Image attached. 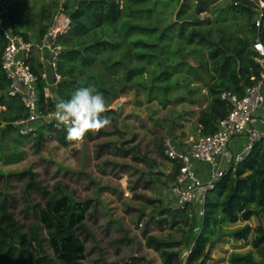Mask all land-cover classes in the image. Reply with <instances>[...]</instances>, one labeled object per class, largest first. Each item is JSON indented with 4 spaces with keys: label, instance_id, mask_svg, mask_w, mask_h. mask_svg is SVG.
I'll return each mask as SVG.
<instances>
[{
    "label": "trees",
    "instance_id": "1",
    "mask_svg": "<svg viewBox=\"0 0 264 264\" xmlns=\"http://www.w3.org/2000/svg\"><path fill=\"white\" fill-rule=\"evenodd\" d=\"M6 1L14 32L29 40L28 35L20 31L19 25L31 17L27 9L30 0ZM35 1L39 5L47 0ZM48 1L52 2L56 10L53 12L42 8L39 38L47 33L62 2ZM175 1L181 5L177 21L162 29L160 18L155 14L159 0H80L77 4L75 0H65L63 6L71 24L68 32L60 38L64 46L60 62L63 81L55 90L54 99L42 96L43 111H54V105L60 98L68 99L77 88L92 86L93 80L99 92H110L105 88L104 75H93L92 71L97 68L109 71V78L114 77L115 70L122 68L125 71L122 82L132 83L139 72L138 68L129 67L130 63H145L148 67H157L156 70H148V74L155 82L167 84L162 88L164 102L169 93L182 89L179 81L171 83L183 68L188 67L187 73L192 75L195 68L189 64V60L197 58L198 72L205 76L204 85L208 93V105L197 115V129L200 138L215 135L219 122L233 108L231 99H243L247 90L261 78L262 68L257 61L259 56L255 49L257 43L264 44V24L257 26L261 15L260 6L255 0ZM203 13H208L209 17L201 19L199 16ZM6 43V37L0 30V107L5 109L0 113V159L6 165H16L24 161L28 142L39 152L53 135L65 148L76 141H67L65 129L56 127V122L43 126L34 135H21L15 128L14 123L26 118L27 113L19 97L7 94L9 81L1 67ZM200 80L203 81V78ZM137 81L145 87L141 80ZM112 94L113 99H117L120 92L113 91ZM109 115H112V120L116 123V113L113 110L101 113V116ZM9 133L13 135L11 141L16 148L12 149L11 155H6L3 141L8 139ZM86 135L91 136V131ZM160 152L173 167L169 177L173 184L180 166L166 158L164 144L160 147ZM25 174L29 178L27 188H34L43 195H48L45 188L35 180L32 171L20 175ZM13 176L14 174H1L0 184ZM9 197L8 192L0 191V264H79L87 259L86 242L79 232L83 230L91 234L86 221L93 209L92 200L77 202V212L64 229L69 233L66 238L68 245L79 241L74 257L67 254L57 258L52 241L58 231L48 215L63 208L60 201H75L74 198L63 192L49 195L45 206L39 209V225H32L26 233L10 210ZM262 211L264 140L255 146L253 152L235 170H230L207 193L204 216H200L197 206L189 205L178 211L164 210L172 221L173 229L181 224L188 227V230L177 227V231L183 233L181 240L149 235L145 238L146 245L160 254L164 264H207L210 257L208 249L215 244L214 237L218 229L250 221ZM193 214L201 218L202 227L195 240L193 234L198 223ZM167 222V219L158 220L157 224ZM41 228L48 234L47 245L50 251L39 235ZM252 231L256 235L252 242L253 250L232 253L229 264H264L263 227L253 230L247 226L236 232L234 237L237 240H247ZM185 249L189 250V254L183 259Z\"/></svg>",
    "mask_w": 264,
    "mask_h": 264
},
{
    "label": "rangeland",
    "instance_id": "2",
    "mask_svg": "<svg viewBox=\"0 0 264 264\" xmlns=\"http://www.w3.org/2000/svg\"><path fill=\"white\" fill-rule=\"evenodd\" d=\"M79 1L75 0V4ZM36 2L29 1L27 9L31 17L19 25L20 31L27 34L32 42L38 41L40 36L42 8L56 10L51 1L39 5ZM180 9L181 5L175 0H159L155 14L160 18L162 29L177 21ZM199 17L206 19L209 14L203 13ZM189 64L196 71L192 70L190 75L187 73L189 68H183L171 83L179 81L182 89L169 93L164 102L162 88L167 84L155 82L148 74V70L157 69L156 66L130 63L129 67L138 68L139 75L129 84L122 82L125 74L122 68L115 70L111 78L108 77L110 72L104 68L93 70V75H104L105 88L110 92L101 93L106 101V110L116 113V123L109 115L110 124L91 131V136L86 135L66 148L56 141L54 135L39 152L28 142L24 161L16 165H6L0 159V175L14 174L9 180L1 182L0 191L10 194V210L24 232L28 233L32 225H39L38 212L45 206L49 195L63 192L75 201H60L63 208L48 215L58 231L52 241L57 258L67 254L74 257L79 241L68 245L66 238L69 233L64 229L77 212V202L92 200L93 209L86 221L91 234L83 230L79 232L86 242L87 259L79 264H164L160 254L147 247L145 238L154 235L181 240L183 233L177 231V227L186 230L188 227L181 224L173 229L172 221L164 212L176 209L167 193L172 185L169 177L173 167L161 156L160 147L169 137L183 147L192 142L191 137L193 141L200 139L197 115L208 105L205 76L198 72L197 58H191ZM137 80H141L145 87ZM92 87L96 89L94 80ZM113 91L120 92L117 99H113ZM3 111L5 109L0 107V113ZM12 136L9 133L8 139L3 141L6 155H11L12 149L16 148L11 141ZM27 171L35 174V180L48 195L27 188V174L20 175ZM192 216L198 223L193 234L195 240L202 228L201 218ZM164 219L168 222L157 224L158 220ZM247 226L253 230L264 228V211L250 221L218 229L214 237L216 242L208 249L210 257L207 264H229L232 253L253 250L252 242L256 236L253 231L247 240L234 237L236 232ZM39 235L49 249L45 229L41 228ZM188 254L189 250L185 249L183 259Z\"/></svg>",
    "mask_w": 264,
    "mask_h": 264
},
{
    "label": "built area",
    "instance_id": "3",
    "mask_svg": "<svg viewBox=\"0 0 264 264\" xmlns=\"http://www.w3.org/2000/svg\"><path fill=\"white\" fill-rule=\"evenodd\" d=\"M255 1L260 6L261 15L257 24L260 27L261 23L264 24V1ZM6 2L0 0V30L7 41L1 67L9 81L7 94L19 97L27 113V117L15 122L14 126L21 135H34L43 126L56 122L55 110L44 112L41 102L42 96L54 99L55 90L63 81L60 62L64 46L60 38L68 32L71 20L61 4L47 33L32 42L14 32ZM255 49L262 68L261 78L247 90L243 99H231L233 108L219 122L217 133L184 147L170 137L164 141L166 158L180 166L177 179L167 192L176 210H183L189 205L197 206L200 216H204L207 193L264 140V116L259 114L264 104V44L257 43ZM240 140L244 143L240 151H236ZM199 165L208 166L209 173L201 174Z\"/></svg>",
    "mask_w": 264,
    "mask_h": 264
},
{
    "label": "clouds",
    "instance_id": "4",
    "mask_svg": "<svg viewBox=\"0 0 264 264\" xmlns=\"http://www.w3.org/2000/svg\"><path fill=\"white\" fill-rule=\"evenodd\" d=\"M54 108L56 127L65 129L70 142L111 123L108 116H101L106 111L103 94L92 86L77 88L68 99L60 98Z\"/></svg>",
    "mask_w": 264,
    "mask_h": 264
},
{
    "label": "crops",
    "instance_id": "5",
    "mask_svg": "<svg viewBox=\"0 0 264 264\" xmlns=\"http://www.w3.org/2000/svg\"><path fill=\"white\" fill-rule=\"evenodd\" d=\"M39 39H41V38H39ZM39 39H38V40H39ZM259 114H260L261 116H264V104H263V106L260 108V110H259ZM190 140L193 141V138L191 137ZM187 143H188V141H187ZM243 143H244V140H240V141L237 143L236 151H240L241 146H242ZM186 146H187V145H186ZM198 169H199V171H200L201 174H207V173H209V169H210V168H209L208 166H205V165H199Z\"/></svg>",
    "mask_w": 264,
    "mask_h": 264
}]
</instances>
